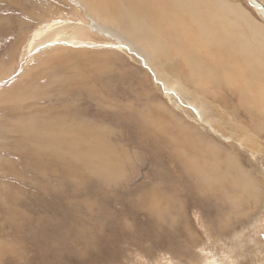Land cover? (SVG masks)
I'll return each instance as SVG.
<instances>
[{
  "label": "rangeland",
  "instance_id": "1",
  "mask_svg": "<svg viewBox=\"0 0 264 264\" xmlns=\"http://www.w3.org/2000/svg\"><path fill=\"white\" fill-rule=\"evenodd\" d=\"M190 1L176 17L170 0H0V231L16 235L0 232V264H264V19L248 0ZM214 36L237 67L183 62ZM54 157L108 175L76 191L94 221L67 201L72 176L36 173L45 158L89 173ZM151 194L163 222L139 207Z\"/></svg>",
  "mask_w": 264,
  "mask_h": 264
},
{
  "label": "bare ground",
  "instance_id": "2",
  "mask_svg": "<svg viewBox=\"0 0 264 264\" xmlns=\"http://www.w3.org/2000/svg\"><path fill=\"white\" fill-rule=\"evenodd\" d=\"M248 2L257 10V12L264 19V6L262 5V3H260L258 0H248ZM198 4H199V1H197L195 4H192L190 0H170L171 10H172L173 14L176 15V17L180 14L181 11H184L187 8H190L191 9V7H194L195 9H192V10H196V7L198 8ZM200 4H202V3L200 2ZM192 20L195 21V19L193 17H192ZM186 25H187V22L185 20H180L179 21V25L178 26H182V31H183V34H184V43L185 44H188L190 42L188 37H190L192 39L193 34H192V32H189V31H186L185 30ZM197 27L199 28V33L201 32V34H202L203 37L207 36V29H206V27L203 24H199V25H197ZM202 36H200V38ZM233 48H234V45H233V43L230 40H227V42H224L223 41L222 43H220L219 38L217 36H214L211 39H209V45H208V47H206L203 50V53L201 55L194 54L190 50L187 51L186 53H183V54H185L184 55V61L183 62H185L186 59L189 60L192 57H197V59L199 61H203V60L208 59L210 65L211 64H218L219 65V71L223 72L227 68H230V67L231 68H234V67H237L239 65V56L240 55ZM53 111H56V109H54ZM124 119L125 120L126 119H132L130 121L136 123L134 125V128L133 129H134L135 132L138 131L141 134L140 140L142 142L144 140V142L150 143L151 147L153 149H156V150H159L158 147L165 148V149L168 148L170 150V141L168 143L165 140L164 137H166V135H165V132L163 130H158L156 128L154 129V128H151V127L143 126L142 124L139 123V121H137L136 119L132 118L131 116L125 115L124 116ZM148 121H150V119ZM61 124H65L67 126V124H69V123H67V120H65V121H62ZM89 125H85V124L84 125H81L79 127V129L81 130L84 127L87 128V129H89ZM207 126H209V125H207ZM216 134H218V133L216 132ZM219 135H221V134H219ZM169 136H170V133H169ZM94 157H95V155H94ZM69 159H71L72 161H65V160H62V159H57V157H54L53 160L57 164L56 168L59 167V169H56L55 168L56 172L61 171L63 168L66 170V167L65 166L78 165V166L84 167L85 168L84 171H87L89 173L88 174H82L80 170H77L76 168H71V169H68L65 172L63 171V173H60L58 175L54 171H49L50 170V166H51L50 164L51 163L48 160V158H45V161H42V159L39 160V167H37L36 173L39 174L43 180H45L48 177L51 178V179H53V178H63V177L68 176V175L72 176L75 179L77 185L74 188V194H73V196L71 198H67V201H70L72 203V207H74V208H80L81 210H83V212L86 213V217H88L87 220L94 221L92 219H94V217H95L94 216L95 215L94 214V210H96V206L97 205H95V203L93 201H91L90 198L87 197V196H83V198L78 197L76 195V191L77 190L78 191H81V187L84 186V185H86V183L89 182L92 179V177H93V175H92L93 173L92 172L93 171L98 176H104V178H108V175L104 173L103 168L97 167V165L95 163H92L91 162L89 165L86 166L81 161L80 162L75 161V159H73V158H69ZM64 173H65V175H64ZM57 180L59 181L57 187H65L66 186V183L65 182L62 185L60 183V180L59 179H57ZM38 183H40L43 186V182L38 181L37 184ZM48 185H51V184H48V183L47 184H44V187L47 190L54 192L53 190H51V188H48L47 187ZM192 186L194 187V183L192 184ZM38 187L43 189V187H41V186H38ZM55 188H56V186H55ZM57 190H58V188H56V191ZM33 194H36V193H33ZM152 195L153 194H151L150 196L146 195L145 199H142V202L143 203L139 204V207L141 209H145V208H149L150 209L148 211L152 215H154L153 222H155L156 220H159V222H163V220L165 221L167 219L168 212L167 211H164L162 213V208L160 207V205H157L158 204L157 203V200H158L157 198L158 197L156 198V197H154ZM156 196H159V195L157 194ZM61 198L62 197L61 196H58L57 193H56V199H55L56 200V205L55 206H57V207L59 206V204L62 202ZM160 198L161 197H159V199ZM74 201H77V202L74 203ZM159 202L162 203L161 200H159ZM168 202L170 203V200H168ZM180 215L183 216V214H181V213H180ZM51 216H53V215L51 214ZM85 219L86 218H84V220ZM26 221H28V220L26 219ZM81 224H84V223H81ZM157 225L159 226L160 224H157ZM79 229H81V228H78V230ZM47 230H48V228H47ZM70 230L71 229H68V231H70ZM2 234H3V237L5 239H10V238L11 239H14V238H16V235L13 236L11 234V235H8L7 236L4 233H2ZM78 234L79 235L80 234L82 235V233H78ZM17 236L19 237L20 235L17 233ZM89 237H91V236L89 235ZM82 244H84V243L82 242L81 243V247L77 250L81 255L85 254L88 251V249H89V247L87 245H82Z\"/></svg>",
  "mask_w": 264,
  "mask_h": 264
}]
</instances>
